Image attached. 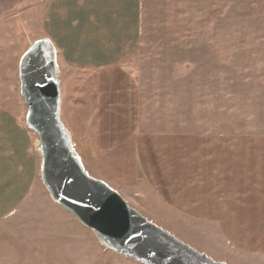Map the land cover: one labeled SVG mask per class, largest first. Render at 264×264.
I'll return each instance as SVG.
<instances>
[{"label": "crops", "instance_id": "1", "mask_svg": "<svg viewBox=\"0 0 264 264\" xmlns=\"http://www.w3.org/2000/svg\"><path fill=\"white\" fill-rule=\"evenodd\" d=\"M144 6L145 0H0V63H18L30 42L48 39L60 116L89 175L125 200L148 188L189 224L210 228L205 233H214L217 249L260 256L264 133L193 131L177 122L175 104L161 102L143 60ZM25 112L0 108V264H141L105 248L54 202Z\"/></svg>", "mask_w": 264, "mask_h": 264}, {"label": "rangeland", "instance_id": "2", "mask_svg": "<svg viewBox=\"0 0 264 264\" xmlns=\"http://www.w3.org/2000/svg\"><path fill=\"white\" fill-rule=\"evenodd\" d=\"M144 7L143 60L161 102L175 104L177 122L193 131L264 133V0H145ZM0 108L26 110L18 63H0ZM126 201L199 252L211 251L215 261L264 264V254L249 260L217 249L210 228L189 224L148 188L133 189Z\"/></svg>", "mask_w": 264, "mask_h": 264}, {"label": "water", "instance_id": "3", "mask_svg": "<svg viewBox=\"0 0 264 264\" xmlns=\"http://www.w3.org/2000/svg\"><path fill=\"white\" fill-rule=\"evenodd\" d=\"M25 124L37 137L40 176L52 199L107 249L141 264H226L215 261L147 219L112 187L89 175L60 116V78L52 43H29L18 62Z\"/></svg>", "mask_w": 264, "mask_h": 264}]
</instances>
